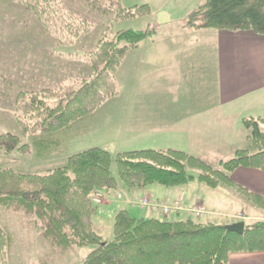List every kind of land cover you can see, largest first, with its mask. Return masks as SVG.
Returning a JSON list of instances; mask_svg holds the SVG:
<instances>
[{"label":"trees","instance_id":"trees-1","mask_svg":"<svg viewBox=\"0 0 264 264\" xmlns=\"http://www.w3.org/2000/svg\"><path fill=\"white\" fill-rule=\"evenodd\" d=\"M14 2L30 10L56 44L74 45L93 27L65 0ZM88 6L81 8L111 15L114 20L151 12L149 4L125 7L121 0H88ZM187 25L264 33V0H206L190 14ZM112 26L113 23L107 26L95 48L81 54L91 68L89 75L56 86L20 87L13 106L22 109V114L16 115L20 135L0 134V149L38 158L54 156L63 149L70 130L120 93L117 71L127 54L145 41L148 31L120 29L110 35ZM52 99L58 104L50 105ZM242 121L247 129V144L238 147L232 157L221 160L216 168L182 149H134L117 152L113 157L99 146L71 154L64 165L45 174L0 166V206L32 216L53 250L64 253L74 245H95L82 264H230L232 253L264 251V220L252 226L245 224L244 232L237 233L227 230L226 223L134 217L128 209H120L114 218V238L105 241L95 228L93 217L98 205L91 197L100 189L122 187L128 192L155 183L173 187L197 177L209 187L220 183L233 186L264 210V194L231 178L241 166L264 170V118L245 117ZM24 137H30L31 142H24ZM113 161L117 174L112 170ZM188 168L200 172L195 174ZM13 244V233L0 222V264H10Z\"/></svg>","mask_w":264,"mask_h":264},{"label":"crops","instance_id":"crops-1","mask_svg":"<svg viewBox=\"0 0 264 264\" xmlns=\"http://www.w3.org/2000/svg\"><path fill=\"white\" fill-rule=\"evenodd\" d=\"M192 7L180 18L182 23L169 24L170 16H167L163 26L147 22L139 28L148 31L147 38L127 54L117 71L120 87L116 97L117 136L120 145L129 150L134 147L176 148L209 162L221 161L232 157L238 147L245 145L247 129L238 135L240 126H244L243 118H264V61L248 63L256 69L255 74L246 75L245 71L232 75L227 70L231 67L223 66L222 56L218 55L222 47L219 41L224 36H232L227 34L250 31L192 28L187 25L188 17L196 9ZM24 80L29 84L33 82L27 76ZM231 178L253 192L264 194V170L241 166L232 172ZM231 192L221 186L209 187L197 177L181 186L155 183L128 191L130 200H120L111 194L102 205V212L110 211L111 223L120 209H128L132 215L142 210L138 217L168 220L190 217L185 211L172 215L148 212L131 203V198L148 195L167 203L183 198L185 205L200 204L207 208L210 213L206 216L212 217L218 216L226 202L232 203L223 198L227 194L230 199ZM240 202L243 206L244 202ZM231 215L246 218L244 212ZM236 221L238 219L229 223ZM95 228L101 234L105 229L102 222L95 223ZM230 264H264V251L233 253Z\"/></svg>","mask_w":264,"mask_h":264},{"label":"rangeland","instance_id":"rangeland-1","mask_svg":"<svg viewBox=\"0 0 264 264\" xmlns=\"http://www.w3.org/2000/svg\"><path fill=\"white\" fill-rule=\"evenodd\" d=\"M204 1L206 0H121L125 7L149 4L151 12L144 16L114 20L108 14L83 11V7L89 8L88 0H65V4L69 8L80 11V17L91 21L93 27L88 33L82 34L74 45H63L55 43L54 38L44 30L33 13L26 7L17 4L14 0H0V134L11 132L20 135L16 115L22 114V109L18 110L13 107L16 99L14 96L20 87L56 86L68 79L89 75L91 68L87 62L81 59V54L85 50L95 48L96 42L103 36L107 26L111 23L113 26L110 35L120 29L142 28L147 22L163 26L167 16H170V20H167L169 24L182 23L180 18L189 12L187 9L190 6L195 9ZM149 15L151 18H148ZM243 31L250 32L227 34L232 36H224L219 41V45L222 47L219 48L218 55L222 56L223 66L229 65L231 67L227 70L232 75L241 74L245 71L246 75L255 74L256 69L248 63L255 60L264 61V33L246 29ZM248 33H256L261 36L257 38ZM217 58L219 57L217 56ZM26 76L29 77L30 81H33L32 84L25 83L24 78ZM116 97L117 95L107 99L101 109L95 112L91 118L78 123L75 129L70 130L63 149L56 151L54 156L38 158L34 154H21L17 150L6 153L0 149V166L13 167L20 172L45 174L52 168L64 165L71 154L88 148L96 146L105 148L111 152L113 157L116 152L129 150L120 145L117 136L118 102ZM49 104L54 106L58 104V101L52 99ZM240 127L242 128L238 135L246 130L244 126ZM262 129L264 130V123ZM23 140L24 142H31L30 137H24ZM135 148L141 149L142 147H134L131 150ZM210 163L215 168L220 166V161ZM112 170L114 174H117L114 161ZM188 171L195 174L200 172L193 168H188ZM217 186L233 191L229 195L230 199L225 196L227 194L223 195L224 199L232 203L226 202V206L220 207L221 212L217 214L218 216H206L210 213L206 208L200 217L192 216L191 218L196 221H213L226 224L238 219V221L244 220L247 226L264 220V210L258 207L254 201H251L233 186L224 183ZM119 189L122 187L107 192L102 203H95L93 196L91 197L92 202L98 205L93 220L96 224L103 223L105 229L102 235L105 241L114 238V221L111 223L109 210L102 212L104 211L102 205L108 201L111 194H115V197L120 200L129 198L128 192L124 197H119ZM100 190L104 191V189ZM146 198L161 203L164 201L147 195L136 199L131 198V203L138 204L150 212L153 208L143 204V200L147 201ZM240 200L244 202L243 206L240 205ZM164 204L166 205L167 202L164 201ZM197 205L203 207L200 204ZM155 211H161L165 215H172L173 212H176L169 211L166 213L164 209L158 208ZM141 212L143 211L140 210ZM236 212H244L246 218L232 217L231 214ZM140 213L133 212V216L138 217ZM0 222L14 236V244L9 256L10 264H82L88 253L96 248L95 245H74L64 253L53 250L36 227L33 217L22 210L4 209L0 206Z\"/></svg>","mask_w":264,"mask_h":264},{"label":"built area","instance_id":"built-area-1","mask_svg":"<svg viewBox=\"0 0 264 264\" xmlns=\"http://www.w3.org/2000/svg\"><path fill=\"white\" fill-rule=\"evenodd\" d=\"M105 195H106L105 191L98 190L97 193H94V195H93V201L95 203H102L103 202L102 200H103V198H105ZM118 195H119V197L122 198V196L124 197L125 192L123 190H119ZM146 199H147V201L143 200V204L153 208V209H151V211H155L157 208L158 209H164L166 211V213L169 211H176V212L185 211L189 215H193L195 217H200L205 211V208L200 207L198 205L185 206L182 200L176 201V202L171 203V204L167 203L165 205L164 202L161 203L160 201L151 200L149 198H146Z\"/></svg>","mask_w":264,"mask_h":264},{"label":"water","instance_id":"water-1","mask_svg":"<svg viewBox=\"0 0 264 264\" xmlns=\"http://www.w3.org/2000/svg\"><path fill=\"white\" fill-rule=\"evenodd\" d=\"M226 229L229 231H234L237 233H243L245 230V222L243 220L234 223H229L225 225Z\"/></svg>","mask_w":264,"mask_h":264}]
</instances>
